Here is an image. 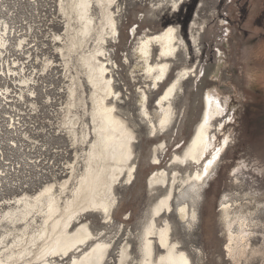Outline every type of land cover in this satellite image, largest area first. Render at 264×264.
<instances>
[{
	"label": "bare ground",
	"instance_id": "6f19581e",
	"mask_svg": "<svg viewBox=\"0 0 264 264\" xmlns=\"http://www.w3.org/2000/svg\"><path fill=\"white\" fill-rule=\"evenodd\" d=\"M187 1L167 0V3L174 12H178ZM117 2L57 0L62 32L54 34L53 42L60 62L54 64V60L47 57L43 64L44 67L60 66L68 80L58 127L59 133L70 142L73 157L66 163L64 178L58 179L54 175L34 193L22 187L20 193L0 201V264H61L64 258H67V264L107 262L113 237L106 238L102 231L95 233L90 222L83 217L98 214L103 223H114L113 216L119 205L117 186L132 182L137 168L134 143L138 124L122 109L123 97L116 87L117 79L113 73L118 64L113 61L109 47L110 40L117 38ZM197 16L195 13L188 25L189 43L177 24H168L137 39L134 55L140 63L134 67H139L150 77L153 88L163 86L152 111L148 107L147 90L141 89L138 98L140 121L146 124L154 137L168 133L180 115V120L183 119V112L176 105L177 99L185 97L184 83L200 72H197L195 63L182 65L169 79L173 60L179 53L190 57L192 46L197 56L201 53L199 35L205 25L197 22ZM14 39L15 45L22 49L25 43L29 44L25 35L18 34L15 26L10 25L0 13V82L3 81L0 83V105L11 101L9 93L14 84L24 102L37 106L33 86L38 82L37 71L32 66L29 74L22 72L24 74L21 75L24 69L12 68L17 65L15 59H9ZM154 46L158 49L155 60L152 59ZM223 58L224 53L218 49L212 78L216 77ZM203 99L204 107L187 144L182 153L175 152L171 160L172 165L177 162L185 167V172L175 166L170 173L161 168L150 175L147 179L150 192L164 187V193L152 204L151 213L145 218L138 235L128 236V239H137L136 249L131 252L128 240L122 243L114 264H192L190 254L175 237L172 224L165 216L174 212L188 231L198 228L199 203L204 189L217 173L223 154L233 140L230 133L223 132L222 139L218 134L222 133L225 124L235 121L236 109L235 106L229 108L228 98L220 97L214 87L205 90ZM218 118L221 120L217 121ZM14 145L17 146L15 142ZM165 145L166 142L160 140L153 147L155 163L159 161L158 153ZM246 167L242 163L231 171L237 186L241 184L238 175ZM9 174V168L0 170V184L7 182ZM25 183L27 181L22 185H27ZM20 186L15 184L13 189ZM233 198L231 193L222 197L220 220L227 242V256L232 264H239L247 252L255 253L260 249L251 242V218L233 207ZM128 218L126 214L124 219ZM195 250L200 257V249Z\"/></svg>",
	"mask_w": 264,
	"mask_h": 264
},
{
	"label": "rangeland",
	"instance_id": "374dc122",
	"mask_svg": "<svg viewBox=\"0 0 264 264\" xmlns=\"http://www.w3.org/2000/svg\"><path fill=\"white\" fill-rule=\"evenodd\" d=\"M255 1L259 3L260 0ZM251 2L189 0L182 4L178 12H174L167 0H118L117 38L110 40L109 47L113 61L118 64V69L113 73L117 79L116 87L123 97L122 109L138 124L134 143L137 168L132 182L117 186L119 205L113 216L114 223H103L98 214L83 217L90 222L95 233L102 231L106 238L113 237V247L106 264H114L120 246L127 240L131 252L136 249L137 239H128V236L138 235L145 218L151 213L152 204L164 193V187L150 192L147 186L150 175L161 168L170 173L175 166L185 172L186 168L179 166V163L172 165V156L175 152L182 153L204 107V92L213 87L220 97L228 98L229 108L236 107L235 121L225 124L222 133L218 134V138L222 139L223 132L230 133L232 143L226 148L217 173L204 189L199 203L198 228L188 231L174 212L165 217L171 222L175 237L190 254L192 264H232L225 250L227 242L220 220L221 199L224 194L231 193L235 199L233 207L251 218V242L260 249L255 253L247 252L239 264H264V53L261 52L264 47V26H260L259 21V16L263 14H253L252 8L258 4L251 8ZM0 13L29 42L22 49L15 45V39L12 41L9 59L17 62L12 68L18 71L24 69L21 71L23 75L26 72L29 74L34 66L38 80L33 85L37 106L24 102L19 97V88L14 84L9 93L11 101L0 105V170L9 168L8 179L12 182L10 184L6 179L7 182L0 184L2 201L20 193L22 187L30 193L36 192L54 175L58 179L64 178L66 163L72 160L73 154L70 142L59 133L58 127L61 107L66 101L64 89L68 80L60 66L44 67L43 64L47 57L54 60V64L60 62L53 42L54 34L62 32L57 0H0ZM195 13L198 14L197 22L205 25L199 35L201 53L197 56L193 46L190 47V57L179 53L173 60L169 79L182 65L190 66L193 63L197 64V72L201 74L197 73V77H190L184 83L185 97L177 99L176 105L182 110L183 119L180 120V115L168 133L154 137L146 124L140 121L142 116L139 114L138 98L141 89L147 90L148 107L152 111L163 86L153 88L150 77L139 67H134L140 63V59L134 55L137 39L144 33L159 31L168 24H177L188 41V25ZM218 49L224 53V58L216 71V77L212 78ZM157 53L158 49L154 46L153 60L157 59ZM125 57L128 61L124 60ZM160 140L166 142V147L160 149L159 161L155 163L152 149ZM13 142L17 146H13ZM242 163L247 167L238 175L241 184L237 186L231 171ZM25 181L27 185H22ZM15 184L21 186L13 189ZM126 214L129 215L128 219H124ZM195 248L200 249L201 259L195 253ZM60 262L67 264L68 260L64 258Z\"/></svg>",
	"mask_w": 264,
	"mask_h": 264
},
{
	"label": "crops",
	"instance_id": "0c3cea01",
	"mask_svg": "<svg viewBox=\"0 0 264 264\" xmlns=\"http://www.w3.org/2000/svg\"><path fill=\"white\" fill-rule=\"evenodd\" d=\"M261 2H262V4H261ZM256 3L260 6V8L258 5L255 8H252ZM250 5H251V8L254 12L253 14H257V13L263 14V15L259 16V18H260L259 21H260V26H264V2L260 0L258 3L255 0H252ZM261 7H262V9H261ZM261 50H262L261 52L264 53V47Z\"/></svg>",
	"mask_w": 264,
	"mask_h": 264
},
{
	"label": "built area",
	"instance_id": "2783aa9c",
	"mask_svg": "<svg viewBox=\"0 0 264 264\" xmlns=\"http://www.w3.org/2000/svg\"><path fill=\"white\" fill-rule=\"evenodd\" d=\"M16 124H18V122H16Z\"/></svg>",
	"mask_w": 264,
	"mask_h": 264
}]
</instances>
